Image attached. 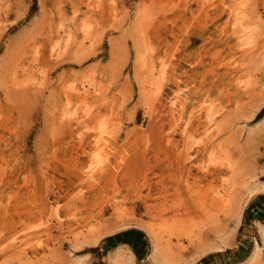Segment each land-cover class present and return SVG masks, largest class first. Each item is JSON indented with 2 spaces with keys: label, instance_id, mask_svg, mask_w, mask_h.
<instances>
[{
  "label": "rangeland",
  "instance_id": "1",
  "mask_svg": "<svg viewBox=\"0 0 264 264\" xmlns=\"http://www.w3.org/2000/svg\"><path fill=\"white\" fill-rule=\"evenodd\" d=\"M263 232L264 0H0V264H264Z\"/></svg>",
  "mask_w": 264,
  "mask_h": 264
},
{
  "label": "bare ground",
  "instance_id": "2",
  "mask_svg": "<svg viewBox=\"0 0 264 264\" xmlns=\"http://www.w3.org/2000/svg\"><path fill=\"white\" fill-rule=\"evenodd\" d=\"M114 0H110V2H113ZM112 4L110 3V6H111ZM113 10V9H112ZM143 11V10H142ZM141 11V13H139V14H143V12ZM236 12V11H235ZM240 14V13H239ZM239 14H236L235 16H234V19L236 18V20H235V22L237 21V25H240V23H241V21H242V19H243V17H245L244 15L243 16H240V17H238V15ZM142 16V15H141ZM242 17V18H241ZM84 27V26H83ZM82 30L84 29V28H81ZM87 30V29H86ZM139 32H140V30H139ZM87 35H85L84 37H86ZM137 44H138V46H139V49H140V51L141 50H144V48H145V51H146V47H145V45H143L142 46V43H141V41L139 40L138 42H137ZM142 53H144V55H145V52H140V53H138L137 54V59H136V61H137V65H138V67L140 68V69H143V67L145 66V64H147V63H145V59H144V57L142 56ZM150 63V62H149ZM149 67H151V65L149 66ZM151 69V68H150ZM152 70V69H151ZM161 70V69H160ZM163 70V69H162ZM161 72V71H160ZM164 72V71H163ZM156 76V75H155ZM162 76H163V73H162ZM149 79V78H148ZM158 79V78H157ZM156 79V80H157ZM159 80V79H158ZM153 81V80H152ZM151 81V82H152ZM161 81H163V79L161 78L160 79V82ZM153 83V82H152ZM159 83V82H158ZM149 84H150V81H149ZM20 85V84H19ZM159 87V86H158ZM157 90H159V89H157ZM86 107V106H85ZM65 109V108H64ZM70 112V111H69ZM62 113V112H61ZM62 115H63V117L64 116H66V115H68V113H67V111L66 110H64L63 111V113H62ZM70 116H72V115H70ZM208 116V115H207ZM97 117H98V114H97ZM77 119V118H76ZM102 119H98V124L100 125L99 127H100V129H99V131H98V133L96 134V136L94 137V147H95V151L98 149L97 147H100L101 145H106L105 144V138L103 137L104 135H109V137L112 139V138H114V136H113V132L111 133L109 130H108V128H107V130H106V127H105V125H104V119L101 121ZM212 120V119H211ZM97 124V123H96ZM105 124H106V122H105ZM185 139H186V137H185ZM104 141V142H103ZM95 151L94 152H92L93 154H94V156L95 157H92V159L93 158H95V161L93 162V160H92V165H93V167L92 168H88L87 169V171H89L90 170V175H92L91 174V172H92V170L94 169V171L95 170H97V169H101V167H100V164H102V162H103V160H102V157H101V154L100 153H95ZM108 160V159H107ZM91 165V166H92ZM227 166H228V164H227ZM98 171V170H97ZM234 174H235V172H233ZM87 174V173H86ZM89 175V176H90ZM94 177V176H93ZM92 177V178H93ZM232 179V178H231ZM231 193H233V192H231ZM229 194V193H228ZM231 195H233V194H231ZM220 196V195H219ZM217 197V196H216ZM227 198V197H226ZM233 198V196H228V202H231V199ZM229 204V203H228ZM226 205H227V203H226ZM150 229V228H149ZM166 230V229H165ZM164 230V231H165ZM158 236V235H157ZM183 237V236H182ZM157 239V238H156ZM262 241H264V232L262 233ZM159 241V240H158ZM157 243V242H156ZM256 247L255 248H257V244L255 245ZM157 247V246H156ZM167 248V247H166ZM165 248V249H166ZM170 248V247H169ZM171 249V248H170ZM159 250H161V249H159ZM164 249H162V251H163ZM157 252V251H156ZM172 252V251H171ZM170 252V253H171ZM158 253V252H157ZM159 254V253H158ZM165 254V253H164ZM163 254V255H164ZM153 256V255H152ZM155 256V255H154ZM162 257V256H161ZM158 258H159V256H158ZM162 261H163V259L162 258H160ZM166 259V258H165ZM173 259V258H172ZM161 260H159V261H161ZM167 260V259H166ZM165 260V261H166ZM165 264H167V263H165Z\"/></svg>",
  "mask_w": 264,
  "mask_h": 264
}]
</instances>
